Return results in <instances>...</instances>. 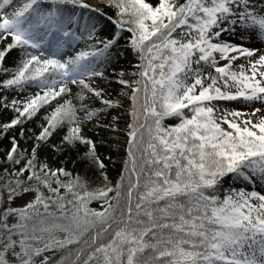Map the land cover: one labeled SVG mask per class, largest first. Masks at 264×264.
Wrapping results in <instances>:
<instances>
[{
  "label": "snow or ice",
  "instance_id": "snow-or-ice-1",
  "mask_svg": "<svg viewBox=\"0 0 264 264\" xmlns=\"http://www.w3.org/2000/svg\"><path fill=\"white\" fill-rule=\"evenodd\" d=\"M0 112V264H264V0H0Z\"/></svg>",
  "mask_w": 264,
  "mask_h": 264
},
{
  "label": "trees",
  "instance_id": "trees-1",
  "mask_svg": "<svg viewBox=\"0 0 264 264\" xmlns=\"http://www.w3.org/2000/svg\"><path fill=\"white\" fill-rule=\"evenodd\" d=\"M94 0H90L93 2ZM109 13L112 14L110 9H105ZM107 33H101V35H106ZM73 88L75 86H72ZM5 114L7 118H0V123L5 122L8 118H10L13 113L11 112H1ZM113 115H119L120 119L118 121V125L120 122H123L124 125L128 120L131 118L128 117L127 112H115L113 111ZM111 117H109L110 119ZM39 123L40 121H28L25 125V133L24 138H21L19 131L17 129H10L6 136H0V160L3 159V155L5 150L9 147L11 140L10 137L12 135L16 136V139L19 141L21 147H29L33 143L30 137L33 135V132L39 130ZM123 125V126H124ZM31 129V131H29ZM62 132L60 135L54 134L52 140L54 143H59L60 138L62 136ZM90 137L96 139L97 141V153L101 156V159L104 160L105 164L107 165V171L112 180L119 179V174L123 169V161L127 158V131L125 126L123 127V131H116L112 132L109 129H100L95 130L89 134ZM84 146H80L79 150L77 149H66L63 153H56L53 154L50 147H45L40 150L41 158L47 156L49 161L53 163H57L61 160L65 161L67 167L77 170L83 171L84 168L87 166L86 162L81 159ZM93 207L97 206L95 202L91 205Z\"/></svg>",
  "mask_w": 264,
  "mask_h": 264
},
{
  "label": "rangeland",
  "instance_id": "rangeland-1",
  "mask_svg": "<svg viewBox=\"0 0 264 264\" xmlns=\"http://www.w3.org/2000/svg\"><path fill=\"white\" fill-rule=\"evenodd\" d=\"M95 2H96V0L93 1V3H95ZM127 114H128V113H127ZM128 117L130 118L129 115H128ZM0 118H4V119H5V118H7V117L5 116V114H3V113L0 112ZM128 122H130V120H128ZM126 123H127V122H126ZM126 123H125V125H124L123 122H120L119 125H118V126H119V130H118V131H123V127H124V126H125V129H126ZM123 125H124V126H123ZM92 131H93V129L90 128V130H88L86 134L89 135Z\"/></svg>",
  "mask_w": 264,
  "mask_h": 264
}]
</instances>
